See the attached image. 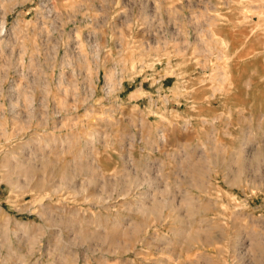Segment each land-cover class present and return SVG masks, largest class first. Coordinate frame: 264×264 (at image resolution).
Returning a JSON list of instances; mask_svg holds the SVG:
<instances>
[{
	"label": "rangeland",
	"instance_id": "1",
	"mask_svg": "<svg viewBox=\"0 0 264 264\" xmlns=\"http://www.w3.org/2000/svg\"><path fill=\"white\" fill-rule=\"evenodd\" d=\"M0 264H264V0H0Z\"/></svg>",
	"mask_w": 264,
	"mask_h": 264
}]
</instances>
